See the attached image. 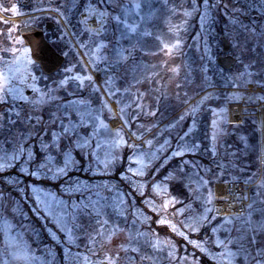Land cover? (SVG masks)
I'll return each mask as SVG.
<instances>
[{
	"label": "rangeland",
	"instance_id": "rangeland-1",
	"mask_svg": "<svg viewBox=\"0 0 264 264\" xmlns=\"http://www.w3.org/2000/svg\"><path fill=\"white\" fill-rule=\"evenodd\" d=\"M219 1L209 6L205 0L201 14L197 0H36L32 9L0 10L6 21L27 17L24 24L42 29L54 22L48 40L78 64L46 77L26 48L0 46V264L172 261L173 248L152 236L144 226L150 216L126 190L127 182L134 194L145 195L148 183L141 178H150L152 198L145 204L154 212L175 208L193 233L207 224L213 176L191 159L204 143L196 144L189 131L177 150L167 153L170 135L196 112L210 116L208 142L214 147L232 124L229 107L241 108L234 97L226 106L220 94L247 87L237 83L236 71L232 81L210 79L203 63L204 17L220 13ZM231 1L222 14H249L241 0ZM78 3L83 7L75 8ZM196 19L199 31L193 33ZM98 29L104 32L97 34ZM89 36L99 37L92 49ZM92 55L114 75L103 85L84 82L81 93L75 82L91 79ZM174 113L178 116L159 125ZM35 145L44 153L41 163ZM179 156L178 165L159 176ZM81 159L87 162L83 171L77 169ZM174 185L185 189L191 202L181 204L171 194ZM212 235L221 250L219 264H264V209L259 217L249 211L216 218ZM180 264L200 263L183 257Z\"/></svg>",
	"mask_w": 264,
	"mask_h": 264
},
{
	"label": "trees",
	"instance_id": "trees-1",
	"mask_svg": "<svg viewBox=\"0 0 264 264\" xmlns=\"http://www.w3.org/2000/svg\"><path fill=\"white\" fill-rule=\"evenodd\" d=\"M26 2L28 3L27 5H25ZM34 2H36V0H0V10L5 12L6 8L32 9L33 6H35ZM197 2L199 3L198 13L201 14V11L204 9L205 0H197ZM209 3L212 4L214 2L209 0L207 4L210 6ZM226 3L228 6L234 5L231 0L219 1L217 3V10L220 12L219 14H222V9H226ZM78 7L82 8L83 3L75 5V8ZM195 22L193 33L199 31V25L197 24L198 19H196ZM25 25L26 24L19 21H6L0 15V46L4 48L10 45L24 47L20 39L19 29ZM51 42L55 49L61 51V46L59 48L55 41ZM34 68L38 69L36 65H34ZM220 94L227 99L226 106L230 103L228 100L230 97H234L236 100L235 102H242L244 99L245 103L252 104L253 99L256 96L255 94L242 91H230L229 93L223 92ZM209 119L210 116L206 113H202V111L196 112L188 117L184 124H182V128L170 135L171 146L169 147L167 154H172L175 149L177 150L178 146L182 144V137L190 131L191 134H189V137L193 136L196 144L199 141L204 143V146L200 147L197 153L191 154V159L195 158V160L201 162L204 171L208 172L210 176H213L211 180L212 190L216 182L224 180L237 179L256 183L252 188V201L249 211H253L259 217V214L264 209V167L261 170L258 162L256 119L253 117H246L241 124H228L225 130L219 135L217 139L219 142L214 147L208 142L210 128ZM37 139L38 138H34V143ZM35 150L37 152V162L41 163L44 159V153L36 145ZM128 154L129 151L126 149V163H128L129 160ZM184 157H188V154H185ZM180 158H183V156H179V159H175V161L171 160L170 164L165 166V169L160 172L159 176H165L164 174L169 171L170 167L173 168L174 165H178V162L182 160ZM79 161L81 164L77 166V169L83 171L87 162H84L82 159ZM124 165L125 163L120 165L118 168L119 171L124 169ZM13 173L16 174L14 171ZM79 174L80 176L90 177L88 174ZM141 179L146 180L148 183V191L145 195L137 196V194H134L131 185L127 182L126 190H129L130 195L135 199L137 207H139L144 214L150 216V219L147 218L144 222V226L151 232L152 236L157 237L160 240H165L166 244L173 248V260L170 261L167 259L164 262H161V264H180V259L183 257L192 258L195 262H199L200 264H219L216 257L221 250L220 248L215 247L211 242L213 236V224L216 219L213 214L214 197L212 198L210 210L207 215V224H205L199 232L193 233L186 230L179 221V216L175 212V208L169 210L161 209L160 213L157 214L145 204L147 198H152L149 189L150 178ZM178 188H180V190ZM8 191L11 194H15L11 188ZM171 192L175 198L181 201V204L191 202V197L188 192L185 189L183 190L181 186H172ZM135 207V205H132L131 209H134ZM165 218L166 220L161 222V220ZM154 231L158 234L157 236L154 234ZM180 233L185 235H181Z\"/></svg>",
	"mask_w": 264,
	"mask_h": 264
},
{
	"label": "flooded vegetation",
	"instance_id": "flooded-vegetation-1",
	"mask_svg": "<svg viewBox=\"0 0 264 264\" xmlns=\"http://www.w3.org/2000/svg\"><path fill=\"white\" fill-rule=\"evenodd\" d=\"M240 5L248 7L249 14L208 13L204 17L203 63L207 70L206 75L210 79L232 81L233 71H236L234 74L237 75V83L264 86V0H241ZM71 25L76 34L81 36L82 33L72 23ZM97 32L102 34L104 31L98 29ZM97 38L99 37H92L94 45L91 49L97 44ZM63 55L66 61L68 59L63 67L68 68L76 62L67 50ZM92 56L89 67L91 79L85 76L79 82H75L80 92L84 82L103 85L113 78L114 71L109 69L107 64L99 62L94 55ZM121 67L123 76H126V63L123 62ZM66 79L65 77L64 81Z\"/></svg>",
	"mask_w": 264,
	"mask_h": 264
},
{
	"label": "built area",
	"instance_id": "built-area-1",
	"mask_svg": "<svg viewBox=\"0 0 264 264\" xmlns=\"http://www.w3.org/2000/svg\"><path fill=\"white\" fill-rule=\"evenodd\" d=\"M248 90L262 93L257 104L253 106L256 112L252 115L258 119L260 161L264 164V89H254L250 86ZM250 187V185L242 182H227L217 185L216 194L219 200L215 206L216 214L219 216H228L245 213L249 203Z\"/></svg>",
	"mask_w": 264,
	"mask_h": 264
},
{
	"label": "water",
	"instance_id": "water-1",
	"mask_svg": "<svg viewBox=\"0 0 264 264\" xmlns=\"http://www.w3.org/2000/svg\"><path fill=\"white\" fill-rule=\"evenodd\" d=\"M27 17L15 18L14 20H23ZM55 27L53 22H47L45 30L36 28L32 25L23 26L19 30L20 38L25 47L29 50L31 60L38 65L45 76H52L57 73L65 62L64 56L59 54L45 37V31ZM229 68V67H228ZM31 92L27 91V95ZM102 264H109L103 262Z\"/></svg>",
	"mask_w": 264,
	"mask_h": 264
},
{
	"label": "bare ground",
	"instance_id": "bare-ground-1",
	"mask_svg": "<svg viewBox=\"0 0 264 264\" xmlns=\"http://www.w3.org/2000/svg\"><path fill=\"white\" fill-rule=\"evenodd\" d=\"M231 117L235 121L240 120L239 108L237 106H231ZM112 124H115L114 126L116 127V125H118V121L114 120Z\"/></svg>",
	"mask_w": 264,
	"mask_h": 264
},
{
	"label": "snow or ice",
	"instance_id": "snow-or-ice-1",
	"mask_svg": "<svg viewBox=\"0 0 264 264\" xmlns=\"http://www.w3.org/2000/svg\"><path fill=\"white\" fill-rule=\"evenodd\" d=\"M0 166H2V165H0ZM209 202H211V201L209 200Z\"/></svg>",
	"mask_w": 264,
	"mask_h": 264
}]
</instances>
